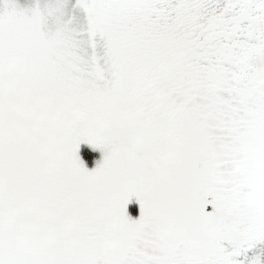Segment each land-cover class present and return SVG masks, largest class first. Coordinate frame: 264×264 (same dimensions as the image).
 <instances>
[{"label": "snow or ice", "instance_id": "1", "mask_svg": "<svg viewBox=\"0 0 264 264\" xmlns=\"http://www.w3.org/2000/svg\"><path fill=\"white\" fill-rule=\"evenodd\" d=\"M0 264H264V0H0Z\"/></svg>", "mask_w": 264, "mask_h": 264}]
</instances>
